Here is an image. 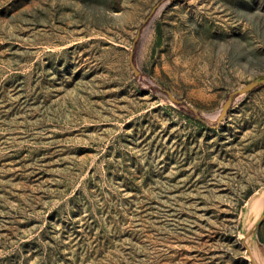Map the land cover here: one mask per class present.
<instances>
[{
  "label": "rangeland",
  "instance_id": "rangeland-1",
  "mask_svg": "<svg viewBox=\"0 0 264 264\" xmlns=\"http://www.w3.org/2000/svg\"><path fill=\"white\" fill-rule=\"evenodd\" d=\"M261 76L264 0H0V264H248Z\"/></svg>",
  "mask_w": 264,
  "mask_h": 264
},
{
  "label": "water",
  "instance_id": "water-1",
  "mask_svg": "<svg viewBox=\"0 0 264 264\" xmlns=\"http://www.w3.org/2000/svg\"><path fill=\"white\" fill-rule=\"evenodd\" d=\"M138 35L134 38L130 53L129 61L137 75L138 71L135 69L132 56L133 50L138 40ZM264 84V76L257 77L244 85L241 89L231 92L225 101L222 111L218 117V122L226 116V113L231 105L234 97L242 94L249 93L259 86ZM169 99L177 103L178 100L171 95L170 92L166 93ZM264 222V185L253 191L242 204L237 220L238 243L244 250V259L248 264H264V246L259 240L258 231Z\"/></svg>",
  "mask_w": 264,
  "mask_h": 264
},
{
  "label": "trees",
  "instance_id": "trees-1",
  "mask_svg": "<svg viewBox=\"0 0 264 264\" xmlns=\"http://www.w3.org/2000/svg\"><path fill=\"white\" fill-rule=\"evenodd\" d=\"M133 54H134V52H133ZM132 60H133V57H132ZM259 87H260V86H259ZM257 88H258V87H257ZM160 90L163 91L164 93H167V90H165V89H160ZM177 100H178V99H177ZM177 104H178L180 107L183 108L184 112H185L187 115H189V116L194 115V113L192 112V110H191L190 108L185 107V106L183 105V102H182V101L178 100ZM194 116H195V118H198L197 115H194ZM251 193H252V192H250L249 195H250ZM249 195H248V196H249Z\"/></svg>",
  "mask_w": 264,
  "mask_h": 264
}]
</instances>
